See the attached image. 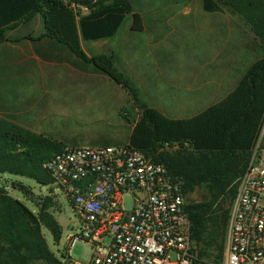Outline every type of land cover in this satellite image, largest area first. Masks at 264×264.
Returning a JSON list of instances; mask_svg holds the SVG:
<instances>
[{
	"label": "trees",
	"instance_id": "1",
	"mask_svg": "<svg viewBox=\"0 0 264 264\" xmlns=\"http://www.w3.org/2000/svg\"><path fill=\"white\" fill-rule=\"evenodd\" d=\"M199 1L207 13L229 9L240 16L253 35L260 58L226 98L187 119L170 118L142 103L133 82L116 67L112 56L89 58L82 50V40L98 42L115 37L130 15L132 32H144L134 0H0V46L27 39L18 40L14 35L40 17L44 30L39 40L48 38L68 48L126 90L142 111L129 145L163 165L182 183L186 198L197 191L203 195V200L186 204L196 247L195 264H223L238 183L254 148L264 140V0ZM139 3L143 2L137 0ZM66 147L22 126L13 116L0 115L2 175L50 187L53 179L44 165ZM12 188L31 199L23 184H13ZM32 203L36 212L0 188V264H62L43 235L47 230L54 244L60 245L63 230L51 213L55 199L46 197Z\"/></svg>",
	"mask_w": 264,
	"mask_h": 264
},
{
	"label": "rangeland",
	"instance_id": "2",
	"mask_svg": "<svg viewBox=\"0 0 264 264\" xmlns=\"http://www.w3.org/2000/svg\"><path fill=\"white\" fill-rule=\"evenodd\" d=\"M141 2L140 6L134 0L144 32L130 31V15L115 37L98 42L82 40L81 47L89 58L115 55L116 67L133 82L140 101L170 118H191L208 108V72L213 83L226 81L228 85L243 77L260 58L249 28L229 9L210 14L199 0ZM43 30L38 17L14 35L18 40L27 39L0 46V115L13 116L22 126L65 146L126 145L142 114L130 94L68 48L50 39L39 40ZM125 45L131 53L127 59L123 58ZM157 54L164 66L158 63ZM35 55L38 59L32 58ZM208 61H212L211 67ZM225 71L230 73V81ZM225 94L221 96L225 98ZM16 183L27 187L31 199L12 188ZM0 188L33 212L37 208L32 201L55 199L51 213L63 230L60 245L54 244L47 230L43 235L59 256L78 223L65 196L53 186L42 187L33 180L7 174H0ZM201 200L203 195L197 191L186 203ZM125 206L131 208L130 197L125 198ZM92 255V248L81 243L71 252V258L81 263L89 262Z\"/></svg>",
	"mask_w": 264,
	"mask_h": 264
},
{
	"label": "built area",
	"instance_id": "3",
	"mask_svg": "<svg viewBox=\"0 0 264 264\" xmlns=\"http://www.w3.org/2000/svg\"><path fill=\"white\" fill-rule=\"evenodd\" d=\"M44 169L78 221L62 264H195L182 183L129 144L69 147ZM132 199L131 208L125 198ZM72 230V231H73ZM89 262L71 258L78 244ZM224 264H264V147L256 145L231 206Z\"/></svg>",
	"mask_w": 264,
	"mask_h": 264
},
{
	"label": "crops",
	"instance_id": "4",
	"mask_svg": "<svg viewBox=\"0 0 264 264\" xmlns=\"http://www.w3.org/2000/svg\"><path fill=\"white\" fill-rule=\"evenodd\" d=\"M130 31L132 32V30L130 29ZM145 31V30H144ZM130 35H132L131 33H130ZM45 39H48V38H45ZM55 42V41H54ZM58 44V43H57ZM59 46H61L62 47V45H60V44H58ZM64 47V46H63ZM125 51H124V55H123V58H125V59H127L128 57H131V53H128L127 52V46L125 45ZM69 50V49H68ZM113 57H114V60H115V63H116V65H117V58H116V56L115 55H112ZM32 58H36V59H38V56L37 55H35L34 57H32ZM156 58H158V63L160 62V64H161V66H164V64H165V62H164V60H163V58L161 57V56H159L158 54L156 55ZM33 59V60H34ZM208 66L209 67H211L212 66V61H208ZM229 75H230V73L228 72V71H225V73H224V76H226V77H228V80L230 81V79H229ZM241 78H243V77H241ZM241 78H236V79H234L233 81H232V83H230V84H228L227 85V82L226 81H222V82H220V83H213V81H212V78H211V76H210V73L208 72V108L209 107H211L212 105H214V104H217L218 102V100L219 99H221V100H223L224 98H223V96H221V95H223V93H224V91H226L227 92V94H225V98L236 88V86H237V84H238V82H239V80L241 79ZM215 86V87H214ZM227 95V96H226ZM221 100H219V102L221 101ZM214 101H216V102H214ZM207 109V108H206ZM204 111V110H203ZM202 111V112H203ZM199 114V113H198ZM4 116H10V115H4ZM30 129V128H29ZM127 144H129V143H127ZM70 147V146H69ZM80 147V146H79ZM83 147H96V146H83Z\"/></svg>",
	"mask_w": 264,
	"mask_h": 264
}]
</instances>
